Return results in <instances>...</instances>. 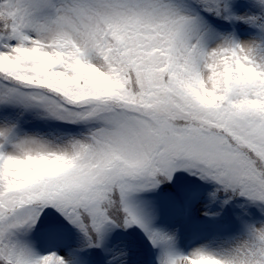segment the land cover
I'll return each instance as SVG.
<instances>
[{"label":"snow or ice","instance_id":"1","mask_svg":"<svg viewBox=\"0 0 264 264\" xmlns=\"http://www.w3.org/2000/svg\"><path fill=\"white\" fill-rule=\"evenodd\" d=\"M253 210L264 0H0V264H264Z\"/></svg>","mask_w":264,"mask_h":264},{"label":"trees","instance_id":"2","mask_svg":"<svg viewBox=\"0 0 264 264\" xmlns=\"http://www.w3.org/2000/svg\"><path fill=\"white\" fill-rule=\"evenodd\" d=\"M203 190L204 191H211V186L210 185L209 186H206ZM234 211H235V207L234 206L226 208L225 211H224V213H223V220L221 222H219V219L216 220V223H215V226L214 227L217 228V227L223 225L224 223H226L228 220H230ZM202 221H205V219L204 220H201L200 223ZM208 221H210V220H208Z\"/></svg>","mask_w":264,"mask_h":264},{"label":"rangeland","instance_id":"3","mask_svg":"<svg viewBox=\"0 0 264 264\" xmlns=\"http://www.w3.org/2000/svg\"><path fill=\"white\" fill-rule=\"evenodd\" d=\"M260 219H264V217H261L257 212H255L254 210H253V213H252V220H260ZM223 220V214H222V216L220 217V219H219V222H221ZM205 221H208V219H205ZM205 221H202L201 222V225L205 228V229H207V230H212V229H214V224H213V221H215L216 222V220H210V221H208V222H205Z\"/></svg>","mask_w":264,"mask_h":264}]
</instances>
